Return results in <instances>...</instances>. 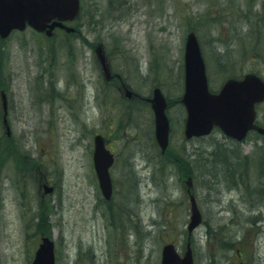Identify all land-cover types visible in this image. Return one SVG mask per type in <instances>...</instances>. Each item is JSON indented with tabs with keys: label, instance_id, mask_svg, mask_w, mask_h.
<instances>
[{
	"label": "rangeland",
	"instance_id": "obj_1",
	"mask_svg": "<svg viewBox=\"0 0 264 264\" xmlns=\"http://www.w3.org/2000/svg\"><path fill=\"white\" fill-rule=\"evenodd\" d=\"M80 3L73 33L55 29L46 37L26 27L0 39V264H29L42 236L54 241L56 264H160L166 243L180 256L189 244L193 264H264V194L255 191L254 159L262 137L251 132L236 144L214 128L186 139L180 102L191 31L213 90L245 72L264 78V0ZM97 43L121 80L105 82ZM154 87L167 103L164 153L147 100ZM256 112L264 126V100ZM97 133L115 157L109 200L93 169ZM219 146L248 156L236 168H244L241 176H224L228 165L210 163ZM185 165L193 173L180 171ZM187 189L202 217L190 233Z\"/></svg>",
	"mask_w": 264,
	"mask_h": 264
},
{
	"label": "water",
	"instance_id": "obj_2",
	"mask_svg": "<svg viewBox=\"0 0 264 264\" xmlns=\"http://www.w3.org/2000/svg\"><path fill=\"white\" fill-rule=\"evenodd\" d=\"M78 11L79 0H0V37H7L14 29L23 30L26 25L46 35H50L55 26L72 31L73 27L65 25L63 21L75 18ZM94 52L103 77L110 79L109 63L101 43L96 45ZM183 61L184 87L180 101L186 111L183 130L186 138L207 135L214 126L238 141L251 129L264 134V127L253 123L255 103L264 99V81L261 77L246 73L241 78H228L216 92L210 91L204 60L193 32L186 35ZM124 89L125 96L130 97L131 90L125 86ZM2 99L3 123L8 135L4 94ZM147 100L153 111L154 136L163 152L168 144L169 133V121L165 113L167 103L159 87L153 88L152 95ZM92 160L101 193L105 199H109L112 185L108 169L113 162V154L105 147L101 134L93 137ZM51 189L45 187V192H50ZM189 201L188 232L201 221V214L192 194H189ZM30 264H55L54 243L49 237H41ZM160 264H193L189 244L182 256L176 252L172 243L164 244Z\"/></svg>",
	"mask_w": 264,
	"mask_h": 264
},
{
	"label": "trees",
	"instance_id": "obj_3",
	"mask_svg": "<svg viewBox=\"0 0 264 264\" xmlns=\"http://www.w3.org/2000/svg\"><path fill=\"white\" fill-rule=\"evenodd\" d=\"M81 11H82V5H80V10H79V13L76 17V19L74 21H77V19L80 17V14H81ZM73 21V22H74ZM73 33V32H71ZM230 77H237V76H230ZM252 133H256V132H252ZM256 136L258 138H261L262 137V142L260 145H256V156L254 159H256V186H255V191L259 194V195H262L264 194V135H259L256 133ZM238 144V143H236ZM15 153H17L16 150H14ZM212 156H214V158H212L210 160V163L211 164H219V165H228V168H227V173H223L224 176H227L228 175H231L230 173H234L235 176L239 177L241 176V174L243 173V169H240V170H237L236 168L237 167H242L241 165L243 166H247V161H248V156L246 155H240L237 152H229V151H226L225 149L221 148L220 146L218 148H215L213 150V152L211 153ZM202 161V164H204L205 166H208V162L206 161ZM183 163V162H181ZM244 163H246L244 165ZM181 168V167H180ZM246 169V167H245ZM180 171H182L183 173H186V174H189V172L193 173V170H192V167L189 169H186V165L184 168H182ZM232 176V175H231ZM235 241H227L226 244L228 247L232 248V247H235L237 246L236 243H234Z\"/></svg>",
	"mask_w": 264,
	"mask_h": 264
},
{
	"label": "flooded vegetation",
	"instance_id": "obj_4",
	"mask_svg": "<svg viewBox=\"0 0 264 264\" xmlns=\"http://www.w3.org/2000/svg\"><path fill=\"white\" fill-rule=\"evenodd\" d=\"M55 29H58V28H55ZM55 29H54V30H55ZM110 79H111V80H109L107 83L112 82V81H113L114 79H116V78H115L114 76H113V77L111 76Z\"/></svg>",
	"mask_w": 264,
	"mask_h": 264
}]
</instances>
